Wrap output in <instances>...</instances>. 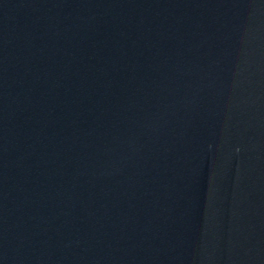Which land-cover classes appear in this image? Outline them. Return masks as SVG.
<instances>
[{"label": "water", "instance_id": "water-1", "mask_svg": "<svg viewBox=\"0 0 264 264\" xmlns=\"http://www.w3.org/2000/svg\"><path fill=\"white\" fill-rule=\"evenodd\" d=\"M0 264H264V0H0Z\"/></svg>", "mask_w": 264, "mask_h": 264}]
</instances>
